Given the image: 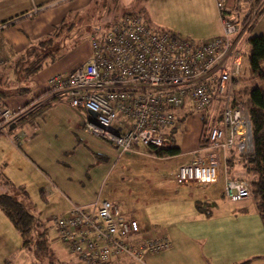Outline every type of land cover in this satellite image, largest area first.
I'll list each match as a JSON object with an SVG mask.
<instances>
[{
    "label": "crops",
    "instance_id": "crops-1",
    "mask_svg": "<svg viewBox=\"0 0 264 264\" xmlns=\"http://www.w3.org/2000/svg\"><path fill=\"white\" fill-rule=\"evenodd\" d=\"M171 1L162 9L163 21L158 12L149 6V19L143 18L145 22L150 27V22L161 24L171 30L170 33L195 42L224 35L216 0ZM237 1L244 8L248 5L245 0ZM71 2L0 0V74L8 79L10 87L19 83L18 78L24 80L21 72L16 71L15 63L29 46L52 38L59 44L62 54L29 81H20L21 86L29 88L28 91L10 94L4 100L5 106L28 112L26 117L10 127L8 134H0V168L5 176L29 190L38 203L39 210L36 208V212L42 219L49 221L75 203L92 207L95 202L108 200L120 207L126 219L138 221L142 237L166 235L171 246L161 252H167L165 256L176 255V264H262L264 255L260 252L250 254L249 239L244 237L247 227L244 226V219L248 214L246 206H231L220 211L224 208L222 200L231 202L225 196L226 177H250L243 161L231 159L226 165L223 152L219 151L221 168L216 183L198 185L179 183L176 179L181 165L195 156L207 158L211 153L203 144L207 132L203 115H190L181 132L176 128L172 130L173 146L180 148L176 155L160 157L145 147L121 153L115 145L85 130L84 120L89 113L53 98L48 81L59 71L51 73L46 79H39L41 71L59 63L67 55L63 41L56 38L60 28L58 24L66 20L67 6ZM232 4L233 0H229L228 6ZM262 21L264 10L255 23L259 25ZM245 32L244 28L240 29L231 41L240 53L245 45L242 42ZM260 34L264 35V30H260ZM91 56L92 46L89 43L88 49L69 72L87 62ZM231 60L232 57L227 61L229 69ZM233 84L235 94L239 84H236V79ZM44 101L48 106L37 112L35 104ZM222 106V101L214 103L213 121H219ZM190 109L188 104L180 112L179 126L193 112ZM33 111L36 112L33 114ZM205 118L210 124V118ZM249 200L258 211L254 197L241 203ZM23 251L27 250L23 247L20 233L0 209V264L10 261L8 264H17L16 258ZM129 259L121 257L116 263L126 264ZM159 264L165 262L161 260Z\"/></svg>",
    "mask_w": 264,
    "mask_h": 264
},
{
    "label": "built area",
    "instance_id": "built-area-1",
    "mask_svg": "<svg viewBox=\"0 0 264 264\" xmlns=\"http://www.w3.org/2000/svg\"><path fill=\"white\" fill-rule=\"evenodd\" d=\"M228 1L216 0L224 35L203 42L155 31L143 17L125 15L102 37L91 38L92 56L87 62L69 73L50 76L52 96L89 113L85 130L121 153L141 147L172 148V130L179 126L180 112L189 104L191 111L210 118L207 149L211 153L181 165L176 179L198 185L216 183L221 168L219 151L226 165L231 159L247 163L255 155L252 121L246 107L236 103L233 84L240 77L242 53L231 44V35L240 31L236 18L244 15L243 6L237 0L228 6ZM253 1L257 11L264 8V0ZM218 101L223 104L222 119L213 121V105ZM26 113V109L0 106V133L8 134ZM225 196L231 202L250 198L249 177L227 176ZM51 223L82 264H114L121 257L145 264L147 254L171 246L166 235L142 237L138 221L126 219L120 207L108 200L92 207L75 203L51 218Z\"/></svg>",
    "mask_w": 264,
    "mask_h": 264
},
{
    "label": "rangeland",
    "instance_id": "rangeland-1",
    "mask_svg": "<svg viewBox=\"0 0 264 264\" xmlns=\"http://www.w3.org/2000/svg\"><path fill=\"white\" fill-rule=\"evenodd\" d=\"M245 1L248 2L247 5L248 8L247 7L244 8L243 6L242 11L244 15H242L241 18L237 17L236 23L240 29H243L244 26L247 27V23L249 21L250 22L247 27L248 30H246L242 39V42L245 45L242 48L243 59L241 61V73H240V77L236 79V84H239V90H244V92L246 93V91L249 92L250 88H252L256 84L261 83L260 78L251 72L252 66L249 57L251 53V46L249 44L248 39L254 38L255 36L258 35H263L260 34V30H264V21H262L259 25L258 23H255V21H257L258 17L261 15L264 9L261 11L259 15V12L262 8H260L259 11H257V7L253 0H245ZM82 2H87V3L80 4ZM170 3H172L171 0H74V1L72 0L71 4L67 6L69 11L67 12L65 17L66 20L64 21V23L62 21L61 23L58 24L60 28L58 30V36L56 38L59 41H63V45H65L66 47L67 55L59 63L52 65L50 68L43 70V72L41 71L39 79L41 78L46 79L48 75H50L55 71L56 72L59 71L60 73H68L73 68V64H75L76 61H79L80 59L78 58L82 57L84 52L88 49L89 43H91V38L93 36H96L97 38L102 37L112 24L120 21L123 18V16H125L127 13L136 14L143 17L145 20H148L149 19L148 11L150 6L152 9L158 12L160 18H162L161 21H163L164 13L162 12V9L164 8V6L167 7V5H169ZM248 11H250V14L248 15V18L243 26L242 21L245 18ZM149 24L155 31H159V30L162 31L165 30L168 32L171 31L169 29H165V27H162L161 24L154 25L152 22H150ZM236 34L231 35V38L233 39L234 37H236ZM45 102L46 101H44V103L37 102L34 106V109L37 112L41 111L42 109L44 110V108L48 106L47 104H45ZM30 111H32V108L30 109ZM36 111H33L31 113L34 114ZM27 113L25 115H27ZM199 114L200 113L198 112H192L191 114H188L185 118L186 122H184L182 126H179L176 129H178L179 132H181L183 129H185L186 125L188 124L187 122L190 119L189 118L190 115L198 117ZM205 130H207V127ZM207 145L208 142L206 143V147ZM249 179L252 182V178L249 177ZM251 197H254L253 194ZM30 198H31L30 201L32 203V208L34 210L36 208L38 209V203H36L35 199L32 197L31 194H30ZM235 203L237 202L231 204V202L222 200V207L224 208H221L220 211L225 210V208H231V206H246V208L248 209V214L245 215V219H244V226H247L245 228L244 237L247 236V238L249 239V246H248L249 253L253 254L255 252H260V254L264 255V225L261 221L262 217L254 207V203L252 202V200H249L244 203L241 202H238V204ZM43 220L46 223H48L43 225V227L44 229L46 228L45 233L49 234L51 237L52 241L50 243L52 249H54V252L56 254L55 259L56 257H59V259L63 261H70L69 259H73L74 260L73 264H82V262L79 259H76L73 256H71L70 253L64 248L63 246L64 244L60 240L56 229L53 227V223L49 222L51 219L48 221L43 218ZM49 223L51 224V226ZM50 227H52V230H50ZM229 227H230V223H229ZM166 254L167 252H161V251L156 253H149L146 255L145 261L147 262V264H159L161 263V260L164 261L165 264H176L177 260H175V258L177 256L176 255L173 256L172 254L165 256ZM262 257H263L262 264H264V256ZM51 258L54 260L53 255L48 252V257H44L43 260L47 263V261H50ZM153 258L155 259L153 260ZM261 261L262 260H260V262ZM16 263L33 264V259L28 251H23L19 256H17ZM129 263L133 264L132 260L129 259L126 261V264Z\"/></svg>",
    "mask_w": 264,
    "mask_h": 264
},
{
    "label": "trees",
    "instance_id": "trees-1",
    "mask_svg": "<svg viewBox=\"0 0 264 264\" xmlns=\"http://www.w3.org/2000/svg\"><path fill=\"white\" fill-rule=\"evenodd\" d=\"M249 44L251 46L249 56L251 72L260 78L261 83L256 84L246 93L238 89L239 92L237 90L234 96L237 104L245 105L253 125L255 155L245 165L252 178V194L264 225V35L251 38ZM61 56L60 46L52 38L29 46L15 63L16 71L21 72V78L24 80L18 78L19 83L16 82V86L10 87L7 84L8 79L0 74V106L4 105L5 98L10 94H23L28 91L29 88L21 86L20 83L29 81L37 72ZM219 118V120L222 119V114ZM203 119L208 129V119L205 117ZM204 137L203 144H206L208 142L207 132ZM149 151L157 156L165 157L178 154L180 148L175 146L168 149L149 148ZM30 200L26 187L14 184L5 176L3 170H0V209L20 233L23 247L30 253L33 264H73V260L63 261L59 257L55 259L56 254L50 243L51 237L45 233L46 228L43 227L47 223L37 214L36 209L32 208ZM48 252L53 255L54 260L51 258L46 263L43 259L48 257ZM117 261L114 264H117Z\"/></svg>",
    "mask_w": 264,
    "mask_h": 264
},
{
    "label": "water",
    "instance_id": "water-1",
    "mask_svg": "<svg viewBox=\"0 0 264 264\" xmlns=\"http://www.w3.org/2000/svg\"><path fill=\"white\" fill-rule=\"evenodd\" d=\"M90 114L93 116V117H95L96 116V113L95 112H90Z\"/></svg>",
    "mask_w": 264,
    "mask_h": 264
}]
</instances>
